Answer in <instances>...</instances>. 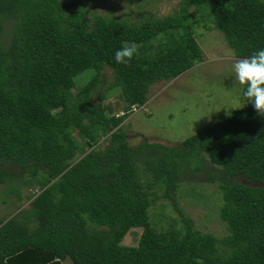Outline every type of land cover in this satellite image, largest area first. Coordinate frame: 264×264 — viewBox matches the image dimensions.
<instances>
[{
  "label": "trees",
  "instance_id": "obj_1",
  "mask_svg": "<svg viewBox=\"0 0 264 264\" xmlns=\"http://www.w3.org/2000/svg\"><path fill=\"white\" fill-rule=\"evenodd\" d=\"M192 7L208 11L236 58L264 49V0H181L174 14L139 21H90L83 0H0V186L19 201L21 186L39 187L26 210L0 217V264H264V117L252 103L243 96L244 110L177 146L128 143L123 123L151 87L203 61ZM122 46L137 49L129 66L115 62ZM107 69L114 82L102 95ZM119 88L117 112L102 101ZM206 160L223 237L197 230L174 198ZM157 185L181 227L151 222ZM132 228L139 243L124 245Z\"/></svg>",
  "mask_w": 264,
  "mask_h": 264
},
{
  "label": "rangeland",
  "instance_id": "obj_2",
  "mask_svg": "<svg viewBox=\"0 0 264 264\" xmlns=\"http://www.w3.org/2000/svg\"><path fill=\"white\" fill-rule=\"evenodd\" d=\"M181 0H83L87 19L100 14L109 17H127L139 21L147 16L163 18L174 14ZM193 22L198 43L203 52V61L178 78L163 81L153 85L148 95V102L140 108H134L125 124L128 143L131 148L147 141L173 147L188 138L221 122L236 111L245 109L242 86L235 80L232 65L238 59L234 51L228 46L222 32L213 25L208 11H204V18L195 8ZM5 39L12 31L10 25L5 26ZM105 89L114 82V74L107 69L105 72ZM91 71L79 75L76 79L75 92H79L90 80ZM99 98L95 103H99ZM120 88L106 93L103 105L115 107L117 112L125 108ZM124 105V106H123ZM123 106V108H122ZM125 110V109H124ZM122 115V113L120 114ZM103 141H101L102 143ZM144 166H140L141 177L145 179L147 173ZM205 171L192 174L189 170L183 177L174 196L180 209L190 218L197 230L209 232L217 237L226 235L225 224L220 220L218 209L222 204L217 186L218 180L211 183L207 179L209 171H215L209 160L205 161ZM246 184V180L238 179ZM19 181H15L18 187ZM254 185V184H252ZM22 201L17 200L7 185L0 186V217L15 216L29 206L28 196L39 191L36 185L21 186ZM157 201L150 208V220L157 227L167 228L173 221L181 227L182 220L176 212L172 201L164 196L162 185L155 187ZM21 218V217H20ZM142 234L141 228H132L126 235L123 244L137 246Z\"/></svg>",
  "mask_w": 264,
  "mask_h": 264
},
{
  "label": "clouds",
  "instance_id": "obj_3",
  "mask_svg": "<svg viewBox=\"0 0 264 264\" xmlns=\"http://www.w3.org/2000/svg\"><path fill=\"white\" fill-rule=\"evenodd\" d=\"M136 54L135 46H122L114 52V59L117 64L129 66ZM232 72L242 86L243 96L264 117V49L254 52L250 57L237 59L232 65Z\"/></svg>",
  "mask_w": 264,
  "mask_h": 264
}]
</instances>
